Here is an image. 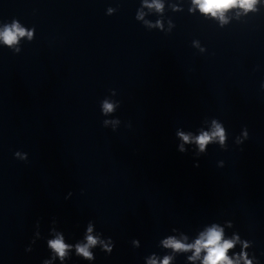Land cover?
Returning <instances> with one entry per match:
<instances>
[{"label": "water", "instance_id": "95a60500", "mask_svg": "<svg viewBox=\"0 0 264 264\" xmlns=\"http://www.w3.org/2000/svg\"><path fill=\"white\" fill-rule=\"evenodd\" d=\"M162 2L158 13L143 0H0V28L14 19L35 28L19 54L0 43V264H42L56 232L84 242L89 220L113 252L97 246L86 261L73 249L63 264H146L153 254L200 264L161 241L193 243L213 224L253 241L249 258L264 264V0L238 18L229 10L223 27L189 12L191 0ZM105 97L121 102L115 132L102 126ZM211 118L226 127L228 149L180 153L176 129H208Z\"/></svg>", "mask_w": 264, "mask_h": 264}, {"label": "clouds", "instance_id": "9594fccd", "mask_svg": "<svg viewBox=\"0 0 264 264\" xmlns=\"http://www.w3.org/2000/svg\"><path fill=\"white\" fill-rule=\"evenodd\" d=\"M260 0H191L193 7L189 8V12H195L199 10L205 16H210L219 21L220 26L223 27L229 22V18L226 13L231 9H240L242 12H237V18L249 12L258 11L257 5ZM143 6L148 9H154L158 13H163L164 3L162 0H143ZM174 11H180L182 9L173 6ZM108 14H112L114 9L109 8ZM135 19L144 21V23L149 28H160L163 30V23L157 20L155 24L150 21L144 20L143 11H138ZM35 28L27 29L21 25L18 20H13L10 24H4L0 28V43L7 46L14 54H19L21 49L18 47L21 38L27 37L29 41L34 38ZM196 47H199V43L193 42ZM204 51V49H201ZM261 89H264V83H261ZM111 96H116V91L114 89L110 90ZM121 102L117 99H112L111 97H105L100 103V111L105 119L102 120V126L104 128H111L113 132L117 131L121 125V120L115 117V113L120 107ZM206 123L209 121H205ZM131 123L129 122L126 127L131 128ZM175 136L179 143L177 145V150L180 153H187L189 149L186 145L194 146V157L199 158L205 155L208 151L210 145H218L221 150L228 149V131L224 126L223 122L218 118H211L210 127L205 129L203 127L198 128L195 132L191 130H182L177 128L175 131ZM249 138V132L247 127L243 128L241 134L235 137L234 143L236 145H242ZM14 158L19 161H28V154L23 151H15ZM224 161H219L218 166L223 167ZM199 167L197 163L195 165ZM72 192H69L65 199L71 198ZM55 223V221H53ZM228 226H232V222H227ZM36 228L39 229L40 221H36ZM95 223L89 220L86 226V231L84 234V242H77L75 244H70L65 242L64 235L60 232H56L55 238L47 241V247L51 250V259H45L42 264H52V260L59 259L61 264L66 259H70V254L74 249L75 254L86 261H94L96 259L92 249L99 246L100 250L104 253L110 255L115 247V242L111 237L105 238L103 233L95 232ZM39 231L36 232V237H39ZM187 237L182 239H177L175 236H168L161 241L165 249H171L173 253H187L191 252L192 255L188 256L187 259L191 262L197 260L200 264H260L258 258L255 254H252V258H249V253L247 249L253 247L254 242L251 240L244 239L237 234H234L231 238L226 239L224 234V228L218 224H213L208 227L205 231L201 232L197 239L193 243L185 242ZM36 243V239H32L29 246L25 249L28 252L32 251V245ZM134 248L140 246V241L138 239H133L131 241ZM237 244L241 245V251L238 254L229 255V251L233 249ZM203 257L201 258V254ZM173 255H165L162 260H158L156 255L153 254L146 257V264H171L173 260Z\"/></svg>", "mask_w": 264, "mask_h": 264}]
</instances>
